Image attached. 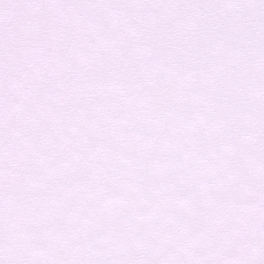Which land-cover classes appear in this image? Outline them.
Returning a JSON list of instances; mask_svg holds the SVG:
<instances>
[{"label":"snow or ice","instance_id":"1","mask_svg":"<svg viewBox=\"0 0 264 264\" xmlns=\"http://www.w3.org/2000/svg\"><path fill=\"white\" fill-rule=\"evenodd\" d=\"M0 264H264V0H0Z\"/></svg>","mask_w":264,"mask_h":264}]
</instances>
